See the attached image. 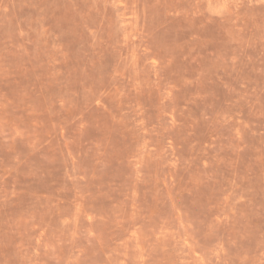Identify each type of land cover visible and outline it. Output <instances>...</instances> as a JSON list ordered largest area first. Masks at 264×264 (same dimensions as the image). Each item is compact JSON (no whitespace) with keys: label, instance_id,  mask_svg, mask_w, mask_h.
<instances>
[{"label":"rangeland","instance_id":"obj_1","mask_svg":"<svg viewBox=\"0 0 264 264\" xmlns=\"http://www.w3.org/2000/svg\"><path fill=\"white\" fill-rule=\"evenodd\" d=\"M0 264H264V0H0Z\"/></svg>","mask_w":264,"mask_h":264}]
</instances>
